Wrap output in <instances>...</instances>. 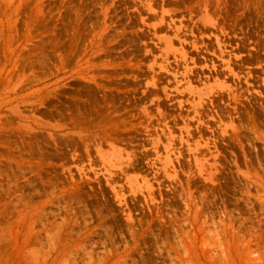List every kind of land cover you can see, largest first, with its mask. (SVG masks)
<instances>
[{"label":"rangeland","instance_id":"1","mask_svg":"<svg viewBox=\"0 0 264 264\" xmlns=\"http://www.w3.org/2000/svg\"><path fill=\"white\" fill-rule=\"evenodd\" d=\"M263 263L264 0H0V264Z\"/></svg>","mask_w":264,"mask_h":264},{"label":"bare ground","instance_id":"2","mask_svg":"<svg viewBox=\"0 0 264 264\" xmlns=\"http://www.w3.org/2000/svg\"><path fill=\"white\" fill-rule=\"evenodd\" d=\"M14 27V26H13ZM46 50V49H45ZM99 113V112H98ZM83 115V114H82ZM101 116V115H100ZM106 118V117H105ZM76 120V119H75ZM104 120V119H103ZM20 217V216H19ZM25 217V216H24ZM19 224V223H18ZM13 228V227H12ZM250 253V252H249ZM245 255V254H244ZM233 261V260H232ZM262 261V260H261ZM235 262V261H234ZM264 264V263H263Z\"/></svg>","mask_w":264,"mask_h":264}]
</instances>
